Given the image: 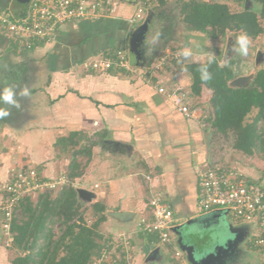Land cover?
Masks as SVG:
<instances>
[{
    "label": "crops",
    "instance_id": "1",
    "mask_svg": "<svg viewBox=\"0 0 264 264\" xmlns=\"http://www.w3.org/2000/svg\"><path fill=\"white\" fill-rule=\"evenodd\" d=\"M114 1L113 15L65 23L51 39L22 53L16 52L0 29V88L17 84L27 86L30 92L28 97H18L19 109L11 108V115L0 120V180L15 164L35 167L48 177L66 173L72 146L67 145V150L56 141L75 133L78 144L95 142L88 164L74 179L79 183L77 189L90 195L78 197L92 207H104L106 218L102 223L114 229L108 236L131 238L133 260L137 261L142 251L148 261L159 256L154 244L137 230V220L148 212L146 202L152 192L162 193L178 220L171 239L173 248L180 249L181 238L182 243L201 250V233L208 232L207 224L223 215L197 209L195 172L208 161L203 147L204 129L199 127L200 117L185 118L154 87L157 82L167 89L179 87L178 82L186 81L188 76L177 75L173 84L166 76H158L155 82H145L139 76L144 68L136 67L139 58L129 47L137 26L128 23L137 3ZM20 7L12 5V0H0V16L12 15ZM121 49L127 50L131 66L138 71L95 72L82 66L86 60ZM10 64H20L24 69L19 74H8ZM113 213L125 215L118 219ZM200 217L206 225L194 234L184 230L185 223ZM230 219L228 228L238 231L222 246L216 243L215 250L204 254L202 259L206 258L207 264H236L238 256L239 260L245 257L241 264H250L247 261L256 250L249 246L248 239L256 226ZM246 235L241 246L239 242ZM235 236L237 241H233ZM182 253L190 264L186 253Z\"/></svg>",
    "mask_w": 264,
    "mask_h": 264
},
{
    "label": "trees",
    "instance_id": "2",
    "mask_svg": "<svg viewBox=\"0 0 264 264\" xmlns=\"http://www.w3.org/2000/svg\"><path fill=\"white\" fill-rule=\"evenodd\" d=\"M147 1H154L158 7L166 2L145 0V6L148 5ZM251 1L258 5L256 11L245 9L231 12L224 3L178 0V13L190 31L215 38L225 36L227 31L243 30L249 37H256L264 33V0ZM23 6L25 5H21ZM158 18L157 14H153L151 21L154 22L146 32V41L156 33ZM13 47L16 48L15 45ZM148 52L149 57L144 59L143 68L150 66L157 56L152 50ZM176 60L172 59L171 62ZM217 61L219 62L218 59ZM9 67L8 74L13 75L24 69L20 64H10ZM198 68L197 63H186L180 70L190 77V89L186 99L190 106L196 107L190 100L198 97L203 87L210 91V110L208 115L202 118L205 129L211 135L208 160L210 164H220L227 147L244 155L259 154L264 159V66L257 70L250 82L237 86H231L229 83L235 75L232 61L229 67L224 68L213 64L210 68L213 79L207 84L201 82ZM113 70L128 74L123 68L108 71ZM156 79L157 77H151L150 81L155 82ZM74 137L75 133H70L56 141V145L67 150V145L72 146L71 161L66 172L71 183L75 177L82 174L89 161L91 148L95 144L88 140L74 148L78 145ZM79 157H85L86 163L81 164ZM51 194L52 192L40 194L35 201L26 197L19 202L16 209L18 213L14 214L11 223V247L17 251V255L11 259V264H90L101 247L110 240V236L104 237L99 231L106 218L102 213L103 206L95 204L92 207L96 216L88 224L83 218L84 209L78 197V189L73 184L56 191L54 196ZM55 225H59L58 233L53 230ZM145 237L149 242L153 240L150 235Z\"/></svg>",
    "mask_w": 264,
    "mask_h": 264
},
{
    "label": "built area",
    "instance_id": "3",
    "mask_svg": "<svg viewBox=\"0 0 264 264\" xmlns=\"http://www.w3.org/2000/svg\"><path fill=\"white\" fill-rule=\"evenodd\" d=\"M139 1L135 12L128 19L130 26L142 23L145 6ZM25 10L18 16H0V29L10 42L16 46V52L30 50L39 42L51 39L59 27L65 23L86 19H97L115 13L114 0H28ZM127 50H116L104 57L86 60L82 66L86 70L105 72L123 68L135 73L131 66ZM177 55L162 52L151 65L144 67L139 76L149 82L151 77H158L170 65ZM156 91L165 96L174 108L185 118L196 119V107L187 103V91L174 87L167 89L162 83L154 84ZM198 188L197 209L200 212L219 211L227 213L234 221L243 224H255L256 231L248 239L249 246L262 257L264 264V184L247 180L235 167L222 164H210L205 161L196 169ZM73 184L66 173L53 177L42 175L31 166L12 165L5 179L0 180V233L5 246L13 241L11 223L21 200L32 195L58 191ZM148 212L139 216L137 230L145 236H152V244L167 245L172 243L171 234L178 223L173 211L163 199L161 192H152L147 197ZM130 239L119 235L101 247L90 264H133ZM173 257L179 264H188L180 249L174 248Z\"/></svg>",
    "mask_w": 264,
    "mask_h": 264
},
{
    "label": "rangeland",
    "instance_id": "4",
    "mask_svg": "<svg viewBox=\"0 0 264 264\" xmlns=\"http://www.w3.org/2000/svg\"><path fill=\"white\" fill-rule=\"evenodd\" d=\"M139 1L144 2L145 0H136V3H138ZM204 1L224 3L228 6L231 12H239L245 9H251L256 11L258 8V5L253 3L251 0H242L241 2H233L232 0H204ZM12 4L13 5L15 4L14 6H16V3L13 1ZM147 4L148 5L146 6L143 4L146 8L144 11L145 18L143 19L142 23L145 20H147L148 23L147 30L150 29L154 22L151 21L152 16L153 14H157L159 18L156 21V26H157L156 33L157 32L160 33V38L154 47L150 46L148 43L149 41H146L144 39L146 33H144V36L140 39L139 42H137L136 51L138 52L139 62L136 63V67L138 68L140 65L143 67V64L145 62L144 59L146 57H149L148 51L152 50L153 54L155 53V55L165 52L178 56V52L180 51V49L184 47L186 44H188L190 41L199 42L203 46L205 52L209 51L210 49L213 50L216 53L219 62L224 61L225 49H230L235 47V40L240 32L227 31L225 36L213 38L206 34L188 30L181 21V17L178 13V0H166L165 4L161 7L156 6L154 1H147ZM23 10H25V6L16 9L13 15L18 16L19 14H21V11ZM139 25H137V27ZM250 39H251V46L249 48V55L247 57H237L235 52H231L228 57V60L232 61V67L235 71L234 78L229 82L230 85L232 86L247 84L253 78L257 70H259L264 66V33L259 34L256 37H250ZM209 41H210V46H209ZM186 63H190V62L188 61L180 62V58L174 61V63L170 61V65H168L165 68V70L159 74V76L161 78L164 76L170 78L171 84H173L177 82L176 81L177 75L179 74L187 75L189 79L187 78V80L185 81L184 80L185 77L183 76L181 79L184 80L185 82L184 81L182 82L180 81L181 83L178 82V86L181 89L183 88L184 91L189 92L190 83H191L190 77L186 72L180 70ZM137 69L136 71H138ZM209 97H210V91L203 87L200 92V95L195 99H192L193 101L190 100V103L192 102L191 104H195L197 109L195 115L197 116L196 119L200 117L199 122L201 123V125L199 127L200 129H204L203 131L205 134L203 136V147L205 149L206 152L205 154L208 160H210L209 154L211 148V135L209 131L205 129L202 118L206 117L208 115V111L210 110ZM78 146L79 144L74 146V148H77ZM71 152H72L71 149H69L68 153L70 155ZM78 159L80 160L81 164L86 163L85 157H79ZM88 162L89 161H87V164ZM220 162H221L220 164H223L225 166L235 167L239 172L243 174L245 178L251 181L256 180L259 183L264 184V159L260 157L259 154H253L250 156L244 155L230 147H227L224 150V155L222 156V160ZM78 185L79 183L75 180L73 182V186L76 187ZM181 191L179 192V194L181 193ZM55 194L56 191L52 192L51 196H54ZM37 198L38 195L31 196L32 201H35ZM80 202L82 204V209H84L83 218L86 220L88 224H90V222L94 220L96 213L94 212L90 203H87V201L81 199ZM222 213L223 215L220 219H217L209 224L205 223V219L202 217L193 218V220L184 224L183 227L184 230H187L192 234H194V231H197V228L202 227L201 225L207 224L210 227V229H208V232L203 231V233H201V237L204 243L201 246L202 248L200 247L201 250L199 248L194 249L193 258L195 260L201 259L204 256V254H207V252L210 249L212 251L215 250L216 243L221 244L222 246L224 240H227L228 238L234 236L233 232H231L227 226L229 222H232L230 219L231 217L229 215H224V212ZM58 229H59V225H55L53 230L55 233H58L59 232ZM99 231L103 234L104 237H107L109 235L108 233H113L112 231H114V229L113 226H110L108 223H101L99 227ZM173 234L174 232L171 234V239ZM129 239L131 240V238ZM246 239H247V235L243 239H241L239 244L240 245L242 244L241 246H243L244 242H246L245 241ZM4 241L5 240L0 233V264H11V259L15 255H17V251L11 246L10 247L5 246ZM153 247H155L156 249L155 251H157L159 255L156 257V259H153L154 258L153 257L152 260L148 261L149 257L145 256L146 253L142 251L140 254L138 252L139 255L138 259L137 261L133 260L132 261L133 264L136 262H138V264H179L180 263L179 260H176L173 257L174 254L173 243L167 245L154 244ZM241 257H242L241 260H239L240 256L236 257L238 259L236 260V264H241L245 260V257L243 256ZM184 260H186V258ZM261 262H262V257L256 251L252 254L251 259L247 261V263L250 264H261Z\"/></svg>",
    "mask_w": 264,
    "mask_h": 264
},
{
    "label": "clouds",
    "instance_id": "5",
    "mask_svg": "<svg viewBox=\"0 0 264 264\" xmlns=\"http://www.w3.org/2000/svg\"><path fill=\"white\" fill-rule=\"evenodd\" d=\"M160 38V33H155L149 40V45L154 47ZM210 46V41H209ZM251 46V39L249 35L241 30L235 40V47L225 49L224 61L218 62L217 55L213 50L204 51L203 46L197 41H190L178 52L180 62L188 61L190 63L199 64L198 72L201 82L207 84L213 79V73L210 68L213 64L224 68L230 66L228 57L231 52H235L237 57H247L249 55V48ZM30 95L27 86H20L17 84H8L0 88V120L5 119L11 115V108L19 109L21 107L18 97H28Z\"/></svg>",
    "mask_w": 264,
    "mask_h": 264
},
{
    "label": "water",
    "instance_id": "6",
    "mask_svg": "<svg viewBox=\"0 0 264 264\" xmlns=\"http://www.w3.org/2000/svg\"><path fill=\"white\" fill-rule=\"evenodd\" d=\"M12 1L15 2L16 5H18V3H19V5H23V4H26L28 2V0H12ZM147 28H148V23H147V20H145L142 24H140L138 27L135 28V30L133 31L132 36L130 38L129 47H130L131 51L136 55V59L139 58L138 52L136 51L137 42H139L140 39L144 36V33H146ZM78 194H81V195L82 194H86V195L89 194L90 195L89 192H87L83 189H79ZM224 214L226 215L227 213H224ZM112 215L118 219H121L125 214L124 213H113ZM231 231L233 233H235L238 231V229L237 228L232 229ZM236 238H237V236L234 237L233 241H237L238 238L237 239ZM228 242L229 241H227V243ZM178 247L180 248V250H182L183 252L186 253L187 259H188L190 264H207L206 258L205 259L201 258L199 260H195L193 258V252H194L195 247L193 245H188V244L182 243L181 238H179Z\"/></svg>",
    "mask_w": 264,
    "mask_h": 264
}]
</instances>
